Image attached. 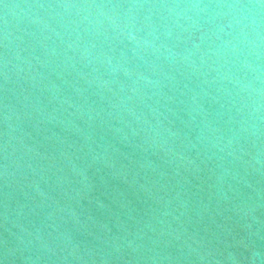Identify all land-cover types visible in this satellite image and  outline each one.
Returning a JSON list of instances; mask_svg holds the SVG:
<instances>
[{"label": "water", "instance_id": "95a60500", "mask_svg": "<svg viewBox=\"0 0 264 264\" xmlns=\"http://www.w3.org/2000/svg\"><path fill=\"white\" fill-rule=\"evenodd\" d=\"M0 264H264V0H0Z\"/></svg>", "mask_w": 264, "mask_h": 264}]
</instances>
